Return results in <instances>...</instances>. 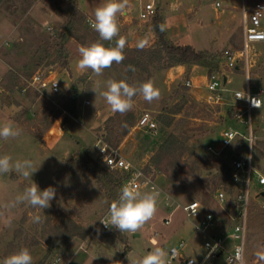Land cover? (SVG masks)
Segmentation results:
<instances>
[{
  "label": "rangeland",
  "instance_id": "rangeland-1",
  "mask_svg": "<svg viewBox=\"0 0 264 264\" xmlns=\"http://www.w3.org/2000/svg\"><path fill=\"white\" fill-rule=\"evenodd\" d=\"M68 1H75L91 19L95 8L103 3V0H62L64 10L69 9ZM157 1L128 0V16H118L119 36L126 39L125 58L133 56L127 50L138 48V42L146 41V48L158 41L153 18L143 20L140 16L141 8L152 2L156 5L154 16L163 19L167 40L174 45H191L197 50L212 52L218 65H214L213 72L220 74L228 89L225 92L227 102L223 105L206 102L208 67L199 66L191 71L192 66L188 65L186 71H181L174 67L165 69L157 61L147 72L133 70L128 83L138 86L151 80L160 90V99L148 103L139 95L134 97L133 109L126 114L116 113L103 128V97L99 95L103 91V77L126 81L130 68L114 63L102 75H96L90 69L80 74L83 70L77 67L73 55L79 57L81 45L99 40L96 31L90 32L83 27L78 34L82 43L75 39L66 42V49L72 54L71 76L56 62L57 44L61 42L59 34L66 25V17L55 12V2L0 0V125L11 122L22 129L18 138L0 139V156L10 155L13 161L31 159L38 168L32 180L41 190L49 186L56 190L51 206L43 210L26 204L9 207L15 196L32 181L14 171L0 175V264L6 256L25 247L30 250L33 264H129V259L141 257L155 246L169 250L181 240L187 242L185 256L202 260L206 254L203 235L195 230L182 208L166 206L165 195L159 196L158 211L139 230L140 237H134L135 233H121L118 229L103 233L99 221L109 206L108 195L79 163L84 151L98 159V141L106 140L136 167L146 169L174 130V124L165 127L159 122L173 118L166 115L172 113H177L174 114L176 122L186 121L181 124L180 132L192 130L188 144L195 155L187 151L180 157L179 162L184 165L180 182L171 178L169 167L176 159L173 156L162 158L155 173L159 188L182 204L200 202L203 212H213L226 230L233 227L237 192L228 194L227 203L220 204L218 191L209 190L208 180L213 173L201 167L192 173V168L196 156H204L209 165H213L212 156L205 148L208 144H216L213 141L224 128L246 133L245 125L231 119L229 111L233 108L234 92L245 91L247 76L241 61L240 71L227 69L224 56L243 48L242 3L249 10L264 0H160L159 4ZM217 1L222 4L219 10L215 9ZM101 42L107 46L115 40ZM249 52L254 63L249 70V82L252 92L257 93L264 90V42L250 44ZM38 71L53 72L61 84L58 95L50 89L44 95L31 90L23 93L26 80ZM222 73L228 76V83ZM188 79L192 80V87L185 85ZM93 89L97 90V95ZM75 92L79 94V103L78 114L73 116L65 105ZM144 112L152 113L158 120L157 135L134 129ZM188 114H192L191 117H186ZM194 114L196 118H192ZM252 120L259 132L256 136L264 139V104L252 111ZM258 163L264 170V160ZM171 212V224L165 225L163 219ZM36 215L41 217L40 222L34 221ZM8 220H11L10 226ZM247 224L245 264H264V197L258 196L256 174H253ZM155 236L156 245L151 242ZM231 245L232 241H228V246ZM206 264H226L225 257L219 256Z\"/></svg>",
  "mask_w": 264,
  "mask_h": 264
},
{
  "label": "built area",
  "instance_id": "built-area-1",
  "mask_svg": "<svg viewBox=\"0 0 264 264\" xmlns=\"http://www.w3.org/2000/svg\"><path fill=\"white\" fill-rule=\"evenodd\" d=\"M142 2V0H136ZM156 5L152 2L146 3L141 8V19L149 20L154 17ZM222 8L221 2L215 3V9ZM242 18V36L243 48L240 51L228 52L225 55V67L227 69H236L239 67L241 61L243 70L246 74V89L245 93L248 99H236L237 92L233 94L232 107L235 110V119L245 125L246 133L229 127L224 128L219 136L216 144H208L206 151L214 155H220L224 151L231 149L232 145L239 140H244L247 143V153L240 156L239 153H234L231 156V165L234 168L233 178L235 182L243 183V189L236 193L235 201L237 202V210L235 215V222L231 229L226 230L224 225L218 220L213 212H203V205L198 201H192L182 204L173 198L167 191L161 190L155 180L156 169L148 172L145 168L136 167L128 158L124 157L118 149L111 148L104 140L98 141L101 161L112 171L124 173L126 179L123 185L130 181H135L136 186L140 191H148L155 186L160 195H165L167 201L166 206L172 208L174 205L177 208H182L186 218L191 221L196 231L200 232L204 237L205 256L200 261H196L190 256H185L184 251L187 248V242L181 240L177 245L171 246L170 250V264H206L212 259L219 256H224L226 264H245V254L248 238V207L251 198V188L253 183V174H256V184L258 188V196L264 197V171L258 170L253 161V144L257 139L254 132V125L252 120V111L259 109L254 107L252 99H259L261 107L263 106L264 90L261 89L257 93H253L249 82V70L253 66L250 60V44L264 42V3L258 2L249 10H247L242 3L241 7ZM89 19L87 23L89 24ZM90 26V25H89ZM226 83L229 82L227 76L222 73ZM187 87H192V80L188 79L185 83ZM206 102L210 105L226 104L227 98L225 92L228 89L224 86L220 79V74L213 72L206 78ZM47 89L52 90L55 95H58L61 90L60 82L55 78L53 72L34 73L30 79L26 80V86L23 88V93L28 90L34 91L40 95H44ZM260 107V108H261ZM134 129L143 131L152 136L159 132L158 121L150 112H144L138 119ZM121 186V187H122ZM118 199V198H117ZM217 201L220 204L227 203L228 194L224 191H219ZM108 210L103 214L100 220H103L108 215ZM169 217L163 219L165 225L171 224L172 212ZM155 217V216H154ZM99 226L110 232L117 231L115 228L105 227L99 221ZM158 235V234H156ZM228 241H232V245L228 246ZM151 242L156 245V236L151 239ZM240 254L237 259V254Z\"/></svg>",
  "mask_w": 264,
  "mask_h": 264
},
{
  "label": "clouds",
  "instance_id": "clouds-1",
  "mask_svg": "<svg viewBox=\"0 0 264 264\" xmlns=\"http://www.w3.org/2000/svg\"><path fill=\"white\" fill-rule=\"evenodd\" d=\"M128 6V0H103V3L96 7L92 19H89L90 27L99 34V40L89 45H81L78 49L79 59L77 67L80 70H91L96 75H102L105 69L110 68L114 63L120 64L124 61V49L126 39L119 36L120 28L118 16L124 15ZM160 25V31H164ZM119 36L118 39H116ZM105 45L101 41L112 42ZM146 41H140L137 47L143 49ZM97 95V90L93 89ZM113 113L126 114L134 107V97L141 96L146 102L152 103L161 97L160 90L155 87L154 82L149 80L133 86L125 80L108 79L105 82V90L99 92ZM236 99H248L246 93L237 92ZM254 107L260 108L259 99H252ZM22 129L14 127L13 123L6 122L0 125V139L8 140L18 138ZM38 170L31 159L16 160L10 155L0 156V175L16 172L26 179H31V184L22 193L15 196L9 207H16L26 204L33 209L43 210L50 207V202L55 198L56 190L49 186L41 190L33 180V174ZM159 190L153 186L148 191H140L135 181L121 187L118 199L114 200L108 210V215L100 220L105 227L118 229L121 233H138L139 230L158 211ZM35 222H40L39 215L34 216ZM11 220L7 221L10 226ZM170 250L162 246H155L145 255L129 259V264H170ZM240 254H237L239 259ZM2 264H33V257L28 248L6 256Z\"/></svg>",
  "mask_w": 264,
  "mask_h": 264
},
{
  "label": "trees",
  "instance_id": "trees-1",
  "mask_svg": "<svg viewBox=\"0 0 264 264\" xmlns=\"http://www.w3.org/2000/svg\"><path fill=\"white\" fill-rule=\"evenodd\" d=\"M51 1H54L56 4L55 12L66 17V25L62 29V32L59 34L61 42L57 44L58 50L56 52V62H59V64L64 69L68 70L69 74H71L70 64L72 60V54L70 50L68 51L66 49V42L69 39L80 41L81 37L78 34L83 27L91 32L92 28L87 23L89 17L80 10L78 4L75 1H68V10H64L62 8V0ZM152 21L158 41L154 44V46H149L143 49L129 48L127 50V52H130V54L133 55L129 59L125 58L126 60L124 59V61L121 63L122 65L128 66L131 70L129 78L126 79L127 83L130 80V75L133 73V70L141 69L144 72H147L149 66L156 63L157 61H160L164 66L163 68L165 69L178 66L198 65L202 67H208L210 69V74L213 73L214 65L215 67H217L218 65H216L215 63V58L212 52L207 49L197 50L191 45H174L172 42L167 40L165 30L160 31V25H163L162 17L156 15L153 17ZM238 69H240V67H238ZM13 75L15 79H18V76H16L15 74ZM78 103L79 94L78 92H75L71 97L70 102L65 105V108L67 111H70L73 116H76L78 114ZM174 114L177 115V113H172V115L166 114L169 115L167 117H173L171 119L169 118L168 121L167 118L166 120L159 121L165 127H170L174 124V130L160 146V150L156 158H152V160L147 164L146 170L150 172L152 169H157L158 164L162 158H164L165 156H173V158H175L176 160L170 162L169 164V167L172 170L171 178L174 181L180 182L182 170L184 168V165L179 162L180 157H182L183 154H185L187 151H191V155H195V153L190 150L188 144L192 139L189 136V133L192 132V130L187 129L185 131L181 130L180 132L179 129L181 128V124L186 123V121L180 119L176 122V117ZM191 115L192 114H188L186 117H191ZM194 115L195 116H193L192 118H196V114ZM229 117H231V119L235 118L234 108H231V110L229 111ZM130 125L133 126L134 124ZM254 132L256 135H258L259 133L257 128H254ZM218 140L219 138L214 140L213 142H217ZM234 153H239L240 156L246 155L247 143L244 140H239L232 145L231 149L224 151L220 155H214L210 153V155L212 156V160L210 161H213V165L211 166L206 161L204 156H196L194 162L195 165L192 168V173H195L197 169H200V167L205 169L206 171H211L213 175L212 178L208 180V182L211 184L209 187L210 191L219 192L220 190H223L229 195L235 191H241L243 189V183L235 182L233 178L234 168L231 165V156ZM262 160H264V139H258L257 137L253 144V161L258 170L264 171L260 168V165L258 163V161ZM79 163L81 167L89 175H91L107 193L110 206V204L118 198L121 186L127 175L118 171L110 170L101 161L100 157L98 159H94L87 151H84L82 153L79 159ZM100 229H103V233L110 232L109 230H106L104 228Z\"/></svg>",
  "mask_w": 264,
  "mask_h": 264
},
{
  "label": "crops",
  "instance_id": "crops-1",
  "mask_svg": "<svg viewBox=\"0 0 264 264\" xmlns=\"http://www.w3.org/2000/svg\"><path fill=\"white\" fill-rule=\"evenodd\" d=\"M124 15H127L128 16V13L126 12ZM127 18V17H126ZM263 43V42H262ZM74 57H73V59H75L76 61H78V59H79V57H76V55H73ZM186 66H178V67H174L173 69H178V70H181V71H186V68H185ZM199 68V66L198 65H194V66H192V69H191V71L193 70V69H196V68ZM201 68V67H200ZM203 68V67H202ZM235 70H237V71H240V69H235ZM85 70H83L80 74H82L83 72H84ZM70 73L72 74V60H71V64H70ZM70 74V75H71ZM207 75H208V73H207ZM206 78L207 77H205V82H206ZM227 78H228V76H227ZM107 80L105 79V77H103V91L105 90V82H106ZM226 97V96H225ZM116 113H113L112 111H111V109H110V107L107 105V103H106V101H105V99L103 98V128H104V126H105V122L110 118V117H113L114 115H115Z\"/></svg>",
  "mask_w": 264,
  "mask_h": 264
},
{
  "label": "water",
  "instance_id": "water-1",
  "mask_svg": "<svg viewBox=\"0 0 264 264\" xmlns=\"http://www.w3.org/2000/svg\"><path fill=\"white\" fill-rule=\"evenodd\" d=\"M157 2H158V4H159V3H160V0H158ZM134 237H140V234L135 233V234H134Z\"/></svg>",
  "mask_w": 264,
  "mask_h": 264
}]
</instances>
